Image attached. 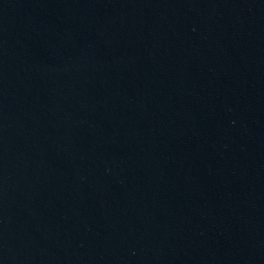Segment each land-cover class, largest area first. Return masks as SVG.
<instances>
[{
  "label": "water",
  "instance_id": "obj_1",
  "mask_svg": "<svg viewBox=\"0 0 264 264\" xmlns=\"http://www.w3.org/2000/svg\"><path fill=\"white\" fill-rule=\"evenodd\" d=\"M0 264H264V0H0Z\"/></svg>",
  "mask_w": 264,
  "mask_h": 264
}]
</instances>
